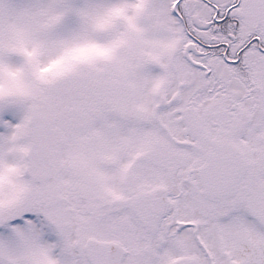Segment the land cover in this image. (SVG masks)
I'll use <instances>...</instances> for the list:
<instances>
[{"label": "snow or ice", "instance_id": "obj_1", "mask_svg": "<svg viewBox=\"0 0 264 264\" xmlns=\"http://www.w3.org/2000/svg\"><path fill=\"white\" fill-rule=\"evenodd\" d=\"M0 264H264V0H0Z\"/></svg>", "mask_w": 264, "mask_h": 264}]
</instances>
